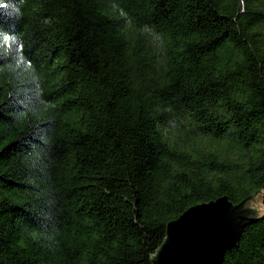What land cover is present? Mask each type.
Returning <instances> with one entry per match:
<instances>
[{
  "label": "trees",
  "instance_id": "trees-1",
  "mask_svg": "<svg viewBox=\"0 0 264 264\" xmlns=\"http://www.w3.org/2000/svg\"><path fill=\"white\" fill-rule=\"evenodd\" d=\"M254 195L264 0H0V264H152ZM222 264H264L260 215Z\"/></svg>",
  "mask_w": 264,
  "mask_h": 264
},
{
  "label": "water",
  "instance_id": "water-1",
  "mask_svg": "<svg viewBox=\"0 0 264 264\" xmlns=\"http://www.w3.org/2000/svg\"><path fill=\"white\" fill-rule=\"evenodd\" d=\"M257 195L233 204L227 197L190 208L167 226L166 238L152 264H222L244 230L264 219Z\"/></svg>",
  "mask_w": 264,
  "mask_h": 264
}]
</instances>
